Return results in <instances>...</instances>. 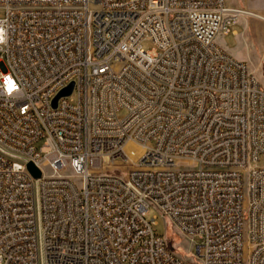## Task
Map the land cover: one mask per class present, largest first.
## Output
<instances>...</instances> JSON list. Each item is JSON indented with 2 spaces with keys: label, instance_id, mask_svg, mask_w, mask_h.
<instances>
[{
  "label": "built area",
  "instance_id": "built-area-1",
  "mask_svg": "<svg viewBox=\"0 0 264 264\" xmlns=\"http://www.w3.org/2000/svg\"><path fill=\"white\" fill-rule=\"evenodd\" d=\"M0 9V264H193L152 208L195 264H264V86L217 42L253 13L226 0Z\"/></svg>",
  "mask_w": 264,
  "mask_h": 264
},
{
  "label": "rangeland",
  "instance_id": "rangeland-1",
  "mask_svg": "<svg viewBox=\"0 0 264 264\" xmlns=\"http://www.w3.org/2000/svg\"><path fill=\"white\" fill-rule=\"evenodd\" d=\"M228 4L236 8L250 10L253 13L261 16V18L256 16H242L239 18L238 22L241 19H248L250 23L251 34L247 36V41H251L252 45L250 49H247L243 46L241 54L244 57H247V62L251 70L255 73L257 78L260 80L264 86V14L258 13L255 10H251L248 6L254 5L264 9V0H226ZM5 12L0 9V19L3 18ZM236 23V24H237ZM241 29V25H235L230 28V31L233 28ZM219 38V39H218ZM217 38L219 44H226L229 49H233L237 46L235 35L231 32L223 33L221 32ZM143 48L149 50L153 47V43L150 40H144L142 42ZM0 52V58H1ZM124 112H121L120 115L124 116ZM154 145L153 141H148L147 146L152 147ZM129 147L138 149L135 145L129 144ZM263 160L259 163L262 165ZM127 166V165H126ZM125 167L123 170H130L131 167ZM156 219V225H154V230L157 234L164 236L172 248L177 252V254L185 261L195 264L194 258L190 254L191 243L188 238H186L180 231H178L171 222L163 217V215L156 209L152 208L147 216V219L151 221L154 217Z\"/></svg>",
  "mask_w": 264,
  "mask_h": 264
},
{
  "label": "crops",
  "instance_id": "crops-1",
  "mask_svg": "<svg viewBox=\"0 0 264 264\" xmlns=\"http://www.w3.org/2000/svg\"><path fill=\"white\" fill-rule=\"evenodd\" d=\"M227 4H228V2H227ZM228 5L231 6L230 4H228ZM231 7H234V6H231ZM248 7L251 10H255L258 13L264 14V9L263 8H260L258 6H254V5H249ZM236 25H241L242 28L239 30V29L234 27L230 32L235 35L237 46L235 48H233V49H229L226 44H220V45L227 52H229L231 55H233L235 58L248 63L246 61L248 56L244 57L241 54L243 48H241L240 46H243V47H245L247 49L251 48L252 42L251 41L250 42L247 41V36L249 37V35L251 34L250 23H249L248 19H241L240 22L237 23Z\"/></svg>",
  "mask_w": 264,
  "mask_h": 264
},
{
  "label": "clouds",
  "instance_id": "clouds-1",
  "mask_svg": "<svg viewBox=\"0 0 264 264\" xmlns=\"http://www.w3.org/2000/svg\"><path fill=\"white\" fill-rule=\"evenodd\" d=\"M9 27H10V25L7 24V21L0 20V46H4V45L7 44ZM9 81L12 84V80L11 79H7L8 92L10 93L13 90V84H12V87L10 89Z\"/></svg>",
  "mask_w": 264,
  "mask_h": 264
},
{
  "label": "water",
  "instance_id": "water-1",
  "mask_svg": "<svg viewBox=\"0 0 264 264\" xmlns=\"http://www.w3.org/2000/svg\"><path fill=\"white\" fill-rule=\"evenodd\" d=\"M72 88H73V84H71V86L65 90H63L55 99H54V107L56 106V103L58 101V99L62 96H67L70 95L72 92ZM28 169L30 170V172L33 174L34 177L36 178H40L41 177V171L32 163L30 162L28 164Z\"/></svg>",
  "mask_w": 264,
  "mask_h": 264
},
{
  "label": "bare ground",
  "instance_id": "bare-ground-1",
  "mask_svg": "<svg viewBox=\"0 0 264 264\" xmlns=\"http://www.w3.org/2000/svg\"><path fill=\"white\" fill-rule=\"evenodd\" d=\"M249 12H251V13H253L252 11H250V10H248ZM253 16H256V17H260L261 18V16H259V15H257V14H255V13H253Z\"/></svg>",
  "mask_w": 264,
  "mask_h": 264
},
{
  "label": "snow or ice",
  "instance_id": "snow-or-ice-1",
  "mask_svg": "<svg viewBox=\"0 0 264 264\" xmlns=\"http://www.w3.org/2000/svg\"><path fill=\"white\" fill-rule=\"evenodd\" d=\"M9 86H10V89H11V87H12V84H11V82L9 81Z\"/></svg>",
  "mask_w": 264,
  "mask_h": 264
}]
</instances>
